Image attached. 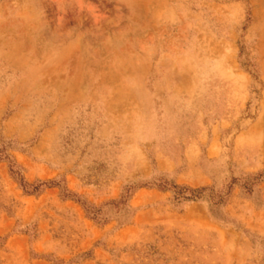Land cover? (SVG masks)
<instances>
[{
  "label": "rangeland",
  "instance_id": "rangeland-1",
  "mask_svg": "<svg viewBox=\"0 0 264 264\" xmlns=\"http://www.w3.org/2000/svg\"><path fill=\"white\" fill-rule=\"evenodd\" d=\"M0 264H264V0H0Z\"/></svg>",
  "mask_w": 264,
  "mask_h": 264
}]
</instances>
